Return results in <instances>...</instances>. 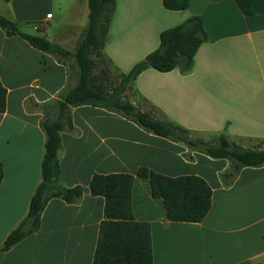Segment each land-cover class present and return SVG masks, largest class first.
I'll list each match as a JSON object with an SVG mask.
<instances>
[{
	"label": "crops",
	"instance_id": "1",
	"mask_svg": "<svg viewBox=\"0 0 264 264\" xmlns=\"http://www.w3.org/2000/svg\"><path fill=\"white\" fill-rule=\"evenodd\" d=\"M190 1L188 9L176 11L166 9L163 0H116L103 56L120 78L158 48L163 30L202 16L208 39L192 70L147 68L126 98L194 137L215 142L224 133L244 147L263 149L264 0ZM89 13V0H0V14L22 31L46 35L70 51ZM0 78L8 91L7 109L0 112L1 244L26 217L42 180L43 105L76 85L78 70L72 58L60 61L0 27ZM72 122L71 130L61 132L59 181L65 187L81 185L83 194L73 203L51 198L40 228L3 252L2 264H94L105 219L104 197L89 189L95 173L135 176L133 212L136 220L151 225L154 264H264V165L243 167L226 185L222 174L229 160L146 131L117 112L76 106ZM141 166L206 179L213 191L206 217L170 220L163 200L152 196L149 180L137 176Z\"/></svg>",
	"mask_w": 264,
	"mask_h": 264
},
{
	"label": "trees",
	"instance_id": "2",
	"mask_svg": "<svg viewBox=\"0 0 264 264\" xmlns=\"http://www.w3.org/2000/svg\"><path fill=\"white\" fill-rule=\"evenodd\" d=\"M190 4V0H163L164 7L169 10H186ZM115 6L116 0H89L88 24L74 51L51 42L46 35L26 33L18 23L0 14V27L11 34L20 35L37 49L56 55L60 61L72 58L73 66L78 70L76 85L68 87L56 99L43 105L46 116L41 124L46 133V142L41 166L42 180L31 198L26 217L0 244V264L3 252L40 228L41 215L51 198L60 197L73 203L83 194L81 185L65 187L59 181L61 132L73 128V107H103L125 116L146 131L182 142L213 158L229 160L230 167L222 174L226 185L243 167L264 165V148L244 147L224 133L215 142L194 137L189 129L159 119L126 98L129 86L147 68L152 67L160 72L179 68L182 73L192 70L199 48L208 39L203 17L193 15L181 24L163 30L158 48L136 63L128 73L115 78L103 56ZM7 96V88L0 78V112L7 109ZM186 156L192 157L190 154ZM4 174V165L0 160V183ZM137 176L149 180L152 196L163 200L167 216L172 221L200 222L211 209L212 187L199 175L170 176L141 166ZM134 178L130 173H95L90 181L91 194L105 199V219L100 224L94 264H154L151 225L136 220L133 212Z\"/></svg>",
	"mask_w": 264,
	"mask_h": 264
},
{
	"label": "built area",
	"instance_id": "3",
	"mask_svg": "<svg viewBox=\"0 0 264 264\" xmlns=\"http://www.w3.org/2000/svg\"><path fill=\"white\" fill-rule=\"evenodd\" d=\"M47 17H48V18H51V17H52V13H49V14L47 15Z\"/></svg>",
	"mask_w": 264,
	"mask_h": 264
},
{
	"label": "rangeland",
	"instance_id": "4",
	"mask_svg": "<svg viewBox=\"0 0 264 264\" xmlns=\"http://www.w3.org/2000/svg\"><path fill=\"white\" fill-rule=\"evenodd\" d=\"M239 144V143H238ZM239 145H241V144H239Z\"/></svg>",
	"mask_w": 264,
	"mask_h": 264
}]
</instances>
